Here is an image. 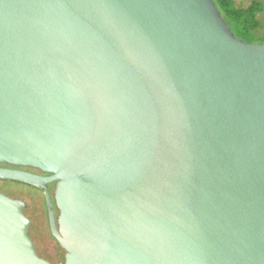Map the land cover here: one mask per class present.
Listing matches in <instances>:
<instances>
[{
	"label": "water",
	"instance_id": "obj_1",
	"mask_svg": "<svg viewBox=\"0 0 264 264\" xmlns=\"http://www.w3.org/2000/svg\"><path fill=\"white\" fill-rule=\"evenodd\" d=\"M0 164L64 264H264V45L213 0H0ZM24 208L0 264H51Z\"/></svg>",
	"mask_w": 264,
	"mask_h": 264
},
{
	"label": "rangeland",
	"instance_id": "obj_2",
	"mask_svg": "<svg viewBox=\"0 0 264 264\" xmlns=\"http://www.w3.org/2000/svg\"><path fill=\"white\" fill-rule=\"evenodd\" d=\"M251 1L253 0H235L236 4L244 6ZM256 1H259L264 6V0ZM260 19L263 28L254 36L252 44L264 45V16H261ZM4 186L5 185H1L0 187ZM10 197L23 201L27 207L31 208V210L27 211V216L34 222L33 226L35 225V227L30 230L28 235L36 242L40 255L47 257L54 263L63 260L64 253L49 234L42 193L30 186L10 182ZM39 231H41V235H39Z\"/></svg>",
	"mask_w": 264,
	"mask_h": 264
},
{
	"label": "trees",
	"instance_id": "obj_3",
	"mask_svg": "<svg viewBox=\"0 0 264 264\" xmlns=\"http://www.w3.org/2000/svg\"><path fill=\"white\" fill-rule=\"evenodd\" d=\"M213 1L234 36L252 44L254 36L263 28L260 17L264 16V6L256 0L245 6L236 4L235 0Z\"/></svg>",
	"mask_w": 264,
	"mask_h": 264
},
{
	"label": "flooded vegetation",
	"instance_id": "obj_4",
	"mask_svg": "<svg viewBox=\"0 0 264 264\" xmlns=\"http://www.w3.org/2000/svg\"><path fill=\"white\" fill-rule=\"evenodd\" d=\"M10 168H12V169H16V168H13V167H10V166H8V165H5V164H0V169H10ZM19 170H23V171H27V172H31V173H34V174H38V175H41V173L39 172V171H36V170H32V169H19ZM1 185H5L4 187H0V193L1 194H4V195H6V196H8V197H10V181H4V180H0V186ZM24 185V184H23ZM8 186V187H7ZM48 189H49V192H50V195H51V199H52V202H53V198H52V193H53V190H54V185H49L48 186ZM40 191V190H39ZM40 193H42V196H43V192L42 191H40ZM43 202H44V198H43ZM44 208H45V212H46V207H45V203H44ZM29 210H31V208L30 207H27V205H26V208H24L23 209V214L28 218V216H27V211H29ZM55 212H56V217H57V215H58V211L55 209ZM46 217H47V212H46ZM29 219V218H28ZM29 221H30V226H29V228H28V230H27V235L29 234V232H30V230L31 229H33L34 227H35V225L33 226V221L32 220H30L29 219ZM47 224H48V218H47ZM48 230H49V225H48ZM49 234H50V230H49ZM39 235H41V231H39ZM50 236H51V234H50ZM28 237H29V235H28ZM52 237V236H51ZM30 238V237H29ZM53 238V237H52ZM31 239V241H32V243L34 244V247H35V250H36V252H37V254H38V256L40 257V258H42V259H44V260H46V261H48L49 263H51V264H64V255H65V253H64V251L60 248V250L64 253L63 254V260H59V261H57L56 263H54V262H52L50 259H48L47 257H44V256H41L40 255V253L38 252V249H37V245H36V242L32 239V238H30ZM54 239V238H53ZM55 240V239H54ZM58 244V243H57ZM60 247V246H59ZM58 256H59V254H58ZM60 258H61V256H60ZM62 259V258H61Z\"/></svg>",
	"mask_w": 264,
	"mask_h": 264
}]
</instances>
